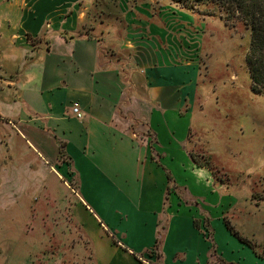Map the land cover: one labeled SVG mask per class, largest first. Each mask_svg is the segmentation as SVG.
Returning a JSON list of instances; mask_svg holds the SVG:
<instances>
[{"label": "crops", "instance_id": "0c3cea01", "mask_svg": "<svg viewBox=\"0 0 264 264\" xmlns=\"http://www.w3.org/2000/svg\"><path fill=\"white\" fill-rule=\"evenodd\" d=\"M81 2L0 0V264H264V218L230 219L191 155L213 151L195 65L161 28L149 59L104 53Z\"/></svg>", "mask_w": 264, "mask_h": 264}, {"label": "rangeland", "instance_id": "374dc122", "mask_svg": "<svg viewBox=\"0 0 264 264\" xmlns=\"http://www.w3.org/2000/svg\"><path fill=\"white\" fill-rule=\"evenodd\" d=\"M86 2L82 0L81 4L89 6L92 25H100L99 30H103L108 40L104 53L115 52L127 42L142 49L138 54L141 60L149 59L150 47L160 44L152 36L163 29L161 33L167 41L161 45L171 51L173 62L195 65L198 75L195 103L204 109L205 124L212 130L207 136L213 138V151L196 139L190 147L191 155L197 164L210 169L213 179L209 188L217 190L218 201L228 190L222 188L231 187V204L236 212L229 218L237 220L239 216L246 224L258 225L264 213L256 214L255 208L249 206L264 199V93L254 91L247 67L250 28L243 21L221 16L211 3H200L190 9L173 0ZM116 10L122 13L130 10L133 15L130 20L119 19L114 14ZM151 11L153 17L147 14ZM143 28L148 31L149 40L144 38ZM227 202L223 201V206ZM244 243L254 256L264 255V242L260 243L259 238L258 242Z\"/></svg>", "mask_w": 264, "mask_h": 264}, {"label": "trees", "instance_id": "16d2710c", "mask_svg": "<svg viewBox=\"0 0 264 264\" xmlns=\"http://www.w3.org/2000/svg\"><path fill=\"white\" fill-rule=\"evenodd\" d=\"M195 9L200 3H211L226 19L243 21L251 30V42L246 55L253 89L264 93V0H173Z\"/></svg>", "mask_w": 264, "mask_h": 264}, {"label": "built area", "instance_id": "2783aa9c", "mask_svg": "<svg viewBox=\"0 0 264 264\" xmlns=\"http://www.w3.org/2000/svg\"><path fill=\"white\" fill-rule=\"evenodd\" d=\"M73 112L75 113V115L79 118L83 117V112L81 111L80 107L78 105H75L73 107Z\"/></svg>", "mask_w": 264, "mask_h": 264}]
</instances>
